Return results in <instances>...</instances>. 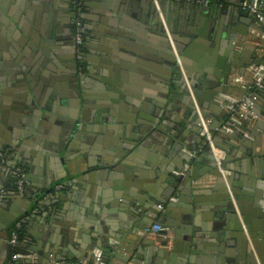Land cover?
Here are the masks:
<instances>
[{
  "label": "crops",
  "instance_id": "obj_1",
  "mask_svg": "<svg viewBox=\"0 0 264 264\" xmlns=\"http://www.w3.org/2000/svg\"><path fill=\"white\" fill-rule=\"evenodd\" d=\"M215 1L159 5L212 131L250 97V118L215 135L235 208L149 0H0V264L7 245L12 264H92L95 250L102 264H256L242 226L264 264V82L235 81L264 68V16ZM71 18L86 36L77 96ZM151 221L161 231L141 237Z\"/></svg>",
  "mask_w": 264,
  "mask_h": 264
},
{
  "label": "built area",
  "instance_id": "obj_2",
  "mask_svg": "<svg viewBox=\"0 0 264 264\" xmlns=\"http://www.w3.org/2000/svg\"><path fill=\"white\" fill-rule=\"evenodd\" d=\"M151 4L153 5L154 9L157 11L160 23L162 25L170 52L172 54V58L174 61V66L176 67L178 71L179 78L181 79L182 83L185 85L186 89L188 90V95L190 99L192 100L196 114L198 119V127H199V136L201 138L203 149H207L213 159L214 167L220 172V175L222 176V179L226 185L227 193L230 198V201L232 202L234 208V199L232 196V193L229 189V186L226 181L227 172L223 167V153L218 148V146L215 143V135H223L230 132L232 129L236 128L238 125H240L242 122L250 118L251 116V101L250 97L248 95L241 97L239 100L235 101L233 106L230 108L228 116L222 126L219 128H216L215 133L210 128L209 121L202 116V113L200 109L196 105V101L194 100V96L192 95V86L190 84L189 78L186 74V71L184 69L181 56L177 51L176 44L173 40L172 34L169 31L165 20L161 14L160 11V0H149ZM187 2H193L198 5L203 6H212V7H221V4L217 3L215 0H185ZM242 9H245L248 12V15L253 17L255 20L261 19L264 16V0H258L256 2H249V1H243L241 3ZM73 37L77 43L80 42V34L82 31V23L80 19L73 20ZM262 39H264V36H261ZM236 83L241 85H246L248 89H254L259 88L261 84L264 82V68L254 67L252 69V80L249 83H246L245 80L242 77L236 78ZM190 167L185 164L181 171L176 173V176L184 177L188 174ZM13 178L15 181L16 190L20 193L23 192L24 189V173L22 168L16 167L14 168L13 172ZM60 188V187H59ZM161 231V227L155 224L144 226L140 230V236L143 238H153L156 237L159 232ZM242 231L246 237V240H248V243L250 245V249L252 250V254L254 256V260L256 264H262L258 257L255 255L254 249L250 244V239L248 238V234L246 233L245 227L242 226ZM13 240L11 242H14L16 239L15 232L12 233ZM161 247L163 248H169L168 244H163ZM17 256L12 257V261L16 260ZM101 257L102 254L100 251L95 250L93 253V261L92 264H102L101 263ZM12 264V262L7 263Z\"/></svg>",
  "mask_w": 264,
  "mask_h": 264
},
{
  "label": "water",
  "instance_id": "obj_3",
  "mask_svg": "<svg viewBox=\"0 0 264 264\" xmlns=\"http://www.w3.org/2000/svg\"><path fill=\"white\" fill-rule=\"evenodd\" d=\"M243 11V14L244 15H248V12L245 10V9H243L242 10ZM163 30V29H162ZM163 33H164V31H163ZM165 35V34H164ZM173 37V36H172ZM173 40H174V38H173ZM175 42V41H174ZM168 45V44H167ZM169 47V46H168ZM176 47H177V45H176ZM177 51H178V53L179 54H181L180 53V50L177 48ZM174 62V61H173ZM72 68H73V71L75 70V64L73 63V66H72ZM175 70L177 71V69H176V67H175ZM74 73H75V71H74ZM177 74H178V71H177ZM188 76V75H187ZM75 80L76 79H72V82H74L72 85H71V87H72V89H74V92H75V94H76V96H77V90H76V84H75ZM182 82V81H181ZM191 84V83H190ZM191 86H192V95L194 96V100L196 101V105H197V107L198 108H200V104H199V101H198V99H197V94H196V91H195V89H193V87H194V85L193 84H191ZM182 90H183V92H184V94H185V99H184V103L188 106V108L190 109V110H193V111H195V107H194V104H193V102H192V100L190 99V97H189V95H188V90L186 89V87H185V85L182 83ZM233 103L234 102H232V103H229V106H228V108H230L232 105H233ZM202 116L205 118L206 116L205 115H203L202 114ZM258 127L260 126V125H257ZM214 127H217V124L216 123H214L213 124V126L211 127V128H214ZM237 128H239V127H237ZM199 129V128H198ZM204 150V152H205V154L207 155V156H209L211 159H212V157H211V155H210V153H209V151L205 148V149H203ZM213 160V159H212ZM184 161L186 162V164L190 167L191 165H192V162H193V156L192 157H190V156H185L184 157ZM213 166H214V164H213ZM215 168V167H214ZM213 174H215V175H217L218 177H220V172L215 168L214 169V172H213ZM226 181H227V177H226ZM223 184V183H222ZM227 184H228V186H229V182H227ZM14 191V193L16 194V196L17 197H21L22 196V194H20V193H18L17 191H15V190H13ZM149 224L150 225H152V224H155V225H158V226H160V223H158V222H149ZM142 228L144 227L143 225L141 226ZM246 230V229H245ZM248 231L246 230V233H247ZM248 234V233H247ZM248 238L250 239V244H251V246L253 247V244L251 243V237H250V235H248ZM247 241V240H246ZM131 246V245H130ZM129 246V244L127 245V247H130ZM12 252V253H11ZM21 252V249H19L18 247H12V246H9V245H7V252H6V257L4 258V260L1 262V264H7L8 263V256L10 255V253L11 254H17V253H20ZM57 261L59 260V259H56ZM107 262V258L106 257H104V256H102L101 257V263H106ZM50 264H54V263H50Z\"/></svg>",
  "mask_w": 264,
  "mask_h": 264
},
{
  "label": "flooded vegetation",
  "instance_id": "obj_4",
  "mask_svg": "<svg viewBox=\"0 0 264 264\" xmlns=\"http://www.w3.org/2000/svg\"><path fill=\"white\" fill-rule=\"evenodd\" d=\"M75 6H78L77 3L74 4ZM75 17V16H74ZM79 18H71V23H70V27H69V40L66 44L69 45V47L72 50V62L71 65L73 66V63L75 64V73L74 71L72 72L73 68H71L72 70L67 71L68 74H70L72 76L71 80L74 78L76 79L75 81L81 80L86 76L85 73V66H84V47H85V31H84V27H83V22L82 23V31L80 34V42L77 43L73 37L74 31H73V20H76ZM72 72V73H71ZM61 188V187H60Z\"/></svg>",
  "mask_w": 264,
  "mask_h": 264
},
{
  "label": "trees",
  "instance_id": "obj_5",
  "mask_svg": "<svg viewBox=\"0 0 264 264\" xmlns=\"http://www.w3.org/2000/svg\"><path fill=\"white\" fill-rule=\"evenodd\" d=\"M16 232V231H15ZM17 233V232H16ZM21 231L17 233L18 235V240L22 237V234L20 235Z\"/></svg>",
  "mask_w": 264,
  "mask_h": 264
}]
</instances>
